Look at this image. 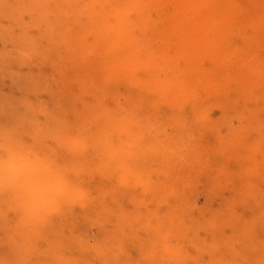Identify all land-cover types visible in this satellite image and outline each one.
<instances>
[{
    "label": "clouds",
    "instance_id": "obj_1",
    "mask_svg": "<svg viewBox=\"0 0 264 264\" xmlns=\"http://www.w3.org/2000/svg\"><path fill=\"white\" fill-rule=\"evenodd\" d=\"M128 14L120 0H0V87L11 86L0 91V264H234L199 235L228 225L192 219L194 202L160 212L175 192L168 172L198 155L186 124L169 134L127 98L81 81L79 95L55 92L70 59L61 52L77 53L90 36L104 42L110 20L123 28ZM97 177L111 188L94 189ZM253 264H264V252Z\"/></svg>",
    "mask_w": 264,
    "mask_h": 264
},
{
    "label": "bare ground",
    "instance_id": "obj_2",
    "mask_svg": "<svg viewBox=\"0 0 264 264\" xmlns=\"http://www.w3.org/2000/svg\"><path fill=\"white\" fill-rule=\"evenodd\" d=\"M159 1L120 0L127 6L129 13L125 27L118 26V21L113 18L110 23L115 27L104 42L101 43L95 36H90L83 42L77 53L62 55L69 56L72 62L87 60L89 54L98 58L96 76L87 86L84 84L89 92L93 87L100 86L109 94H119L127 98L130 104L137 105L144 112L157 117L167 126L169 134L175 132L177 122L188 126L196 137L198 155L191 166L168 172V177H172L170 180L174 185V195L204 179L205 195L221 201V205L211 210L206 217L194 220L201 222L215 220L218 224L228 226L211 234L202 231L199 235L201 238H206L209 243L215 240L221 246V252L218 255H222L225 261H234V264H238L236 262L238 256H234L233 253L238 252L241 255L245 253L248 246H251L253 250L256 248L255 243L251 245L248 242L249 219L243 221L237 217V214H240L239 210L245 209L250 197L247 181V154L253 150L264 149V141L261 139L264 120H259L250 127L256 134V138L250 143L244 138L247 132L245 126L228 128L218 123L226 117L238 114H242L244 119L251 118V115L262 111L261 107L251 109L247 102L245 103L250 97L248 96L249 84L245 83L246 57L243 47L231 46L225 54H221L217 49L218 44L225 43L229 34L227 27H231V13H233L229 8L236 6L230 2L233 0H221L214 9L201 14L199 9L212 0H184L185 8L191 11V29L200 30L202 40L214 44L211 54L216 55L217 61H220V64L231 60L240 62V69L235 75L227 76L226 79L229 84L234 79L241 82L234 99H231L226 92H221L222 89L215 88L207 91L203 99H200L192 90L191 84L183 80L182 71L174 65V61L162 56L157 49L153 48L146 35L151 26L150 7ZM196 15H199L198 19H195ZM201 54H203L201 46L196 44H193L191 48L183 46L178 53L179 58H186L189 61L187 70L194 72L193 82L196 85L206 80L205 74L199 71L196 64ZM139 73L142 74V78L137 77ZM10 88V83L7 82V93ZM80 91L81 88L75 95H79ZM185 100H188L187 104L184 103ZM107 103L109 107L114 106L111 100ZM232 107H238L235 114L231 112ZM205 111L209 115L207 121L202 119ZM204 134H210L213 140H204ZM162 177V180L165 179L164 176ZM92 187L104 192L111 188V183L97 177ZM174 195L169 197L168 201L170 198L174 199ZM117 199L125 209H132L127 199L119 197ZM105 202L116 209L117 205L112 203L111 196ZM185 223L190 221L185 218ZM85 226L88 231V226L86 224ZM97 235H99L98 230ZM139 235L144 237L145 234L141 232ZM129 250L133 256L135 250ZM208 259V256L204 257L205 261Z\"/></svg>",
    "mask_w": 264,
    "mask_h": 264
},
{
    "label": "rangeland",
    "instance_id": "obj_3",
    "mask_svg": "<svg viewBox=\"0 0 264 264\" xmlns=\"http://www.w3.org/2000/svg\"><path fill=\"white\" fill-rule=\"evenodd\" d=\"M220 1L208 2L206 6L199 9V13L206 14L209 10L214 9ZM230 2L236 6L229 8L230 11H233L231 27H227L229 34L225 43L218 44L217 49L221 54H225L231 46L243 47L246 57L245 83L249 84L248 96L250 97L249 101L247 100V105L251 109L261 107L262 111L251 115V118L233 120L232 124L233 128L240 125L247 128L244 138L250 143L256 138V134L250 127L259 120H264V0H233ZM185 6L184 0H160L150 7L151 26L146 35L152 47L157 49L162 56L174 61V65L182 71L183 80L191 84L192 90L200 99H203L205 93L213 88L222 89L221 92H226L231 99H234L241 82L234 79L229 84L226 79L227 76L235 75L240 69V62L231 60L228 63L220 64V61H217L216 55L211 54L214 44L203 41L200 30L191 29V11ZM198 18L199 15H196L195 19ZM193 44L201 46L203 54L198 56L196 64L199 71L206 77L205 81L197 85L193 82L194 72L187 70L189 61L186 58H179L178 55L183 46L191 48ZM89 56L87 60L84 59L81 62H72L69 59L66 64L65 79L55 88L57 94L65 97L74 96L80 89V84L75 81H81L87 86L94 79L98 71L96 65L98 58L96 56L89 58ZM141 75L139 73L137 77L142 78ZM4 85L0 87V91L7 93V81L4 82ZM41 98L47 101L51 97L45 95ZM84 100L91 102L92 96L85 95ZM236 110L238 107H232L231 112L235 114ZM203 139L213 140L210 134H204ZM261 139L264 141V131L261 133ZM247 156V181L250 197L247 206L244 210H239L240 214H237V217L243 221L249 219L248 242L251 245L255 243L256 248L253 250L251 246H248L245 253L236 258L238 264H253L257 255L264 252V149L253 150ZM203 189L204 179H201L199 183L193 184L188 189L176 192L174 199L170 198L167 206L160 209L161 214L169 211V208L182 207L185 202H194L198 210L190 213L192 219L206 217L211 210L220 207L221 201L208 198ZM150 207L154 208L155 205ZM78 230L87 231V227L81 223L78 225ZM91 231L97 234V229H91ZM133 257H138L136 251L133 252Z\"/></svg>",
    "mask_w": 264,
    "mask_h": 264
}]
</instances>
